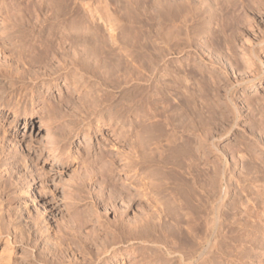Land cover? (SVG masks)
<instances>
[{"label": "rangeland", "instance_id": "374dc122", "mask_svg": "<svg viewBox=\"0 0 264 264\" xmlns=\"http://www.w3.org/2000/svg\"><path fill=\"white\" fill-rule=\"evenodd\" d=\"M27 1H16L12 9L9 10L10 12H3V15L8 17L9 20L12 19L11 21H20L21 17H24ZM33 1L40 2L42 0ZM43 1L48 3L47 0ZM166 1H110L113 9L117 10L123 20L122 33L127 34L125 38L129 43L127 46L129 57L127 59L131 63L118 52H115L113 56L112 52L107 51V48L100 49L98 54L93 55L89 49L85 48L86 50L81 53L85 72L84 80L90 88L88 90L92 91V93L90 91V94L94 96V99L98 94L97 101L95 100L97 108L94 107V109L93 107L91 109L82 85L74 76L69 75L67 82L63 79L59 80L57 86L49 89L52 100L60 104L59 109L53 115L55 120H51L56 125L51 133L54 135L60 152L56 157L46 150L44 131L38 122L37 115L30 117L28 124L24 125V118H14L13 111L6 107H0V169H2L0 174L6 176L3 182V197L9 206L15 207L18 203L21 208H25L29 213L23 212L22 218L14 217L9 213L4 218L3 223L5 226L0 223V225H3L0 226V232L9 231L15 237L16 244L10 247L13 250L10 251V254L12 252L16 254V264H90L92 261L95 264H105L103 262L97 263L95 259L101 249L107 246L109 241L106 242L107 237L117 231L115 228H118L119 224L138 226L146 222L147 225H152L150 216H156L153 205L156 203L157 195H159L158 190L162 194L160 195L161 198L165 194L168 197L174 187L183 184L187 181L186 179H195L193 177H195L197 169H205L208 173L207 177L212 178L210 169L212 168L213 171L215 167L219 168L218 165L220 164V161L214 158L217 153L228 156L231 153L241 154L244 150L264 151V71L261 79L258 82H253L250 80L253 76L251 65L242 59L240 54L237 56L239 59H236L237 67L236 65H227L225 58L219 57L220 54L227 53V50L225 48L219 50L218 43L216 44L211 40L210 33L214 32L220 24L218 21L219 16L210 15L212 12L209 11L215 7L216 1ZM230 1H234L237 11L224 9V11L227 10L224 15V26L229 24V21H232L235 17L237 19L241 17L242 19L245 14L244 17L247 15L248 19L245 22V27H249L248 24H251V19L260 23V28L264 27V13L262 14L261 7L254 5L255 0ZM244 1L245 3H243ZM165 2L172 5L176 2H184L187 6H183L184 10L182 12L185 13H181L182 18L187 22L186 27L183 25L181 29V41L177 47H170V53H168V50L162 51V45L154 44L156 34L162 35L161 31L164 32L167 26L171 28L174 25L171 30L177 26L174 21H172L174 23L169 21L170 25L166 26L169 22H165V19L163 20L156 13L158 3L161 6L162 3L166 4ZM262 2L264 4V0ZM47 3L39 7L43 8L41 11L40 9L34 11L32 7L27 6L30 14L36 15L33 20H38L40 17L44 19L48 15V21H52L51 23L57 22L53 21L54 18L50 20L49 13L51 12L47 9ZM247 3L252 4L248 14L242 10ZM190 6L195 10L191 9ZM1 8L3 7L0 5V11ZM73 8L77 9V5L74 4ZM188 10L189 13H187ZM192 10L193 12H190ZM207 10L211 13L209 14ZM47 11L49 12L47 13ZM72 15L74 16L75 13L65 11L61 15L63 18L58 17V20L60 18L58 22L64 24L72 19L71 23L74 19L76 21L77 18H73ZM187 18L193 20L188 21ZM75 23L78 24L77 21ZM68 25L70 24L68 23ZM199 27L205 29V32L201 31ZM245 27L243 28L244 31L238 33V37L234 41V44L238 47L235 46L236 51L239 49L238 52L242 50L244 41H247L248 38L250 40L252 35L259 33L258 30H249L251 28L247 29ZM72 34L74 37H79L80 33L72 32ZM184 34H186L185 37ZM150 37L152 40L154 38V41H151ZM151 45L155 50L151 49ZM262 49L259 56L264 60V45ZM160 50L165 59L162 55L163 60L161 58L160 62H156L155 69L161 71L163 68L161 65L168 60L171 62L169 64L173 69L180 65L182 74L187 78V85L185 83L187 90L185 92L191 100L184 102L186 104H183V108L187 112L183 109L180 119L186 117L188 121L192 120L191 122L194 125L185 127L186 129L182 127L178 129L182 132L180 133L183 138L188 137L186 139L190 145L188 147L190 149L183 148L179 152H182L181 154L171 149L161 153L163 156L151 152L150 147L146 146L148 145L147 142L143 140L146 129L141 128L144 127L143 125H140V127L135 125L133 120L135 117L134 104H128L131 99L133 101L138 100L139 97L145 99L147 89L153 86L147 88L145 83L134 79L135 63L137 65L138 62L146 59L148 52L160 57ZM5 57H0V62L4 61ZM162 72H159L156 76H165L162 75ZM157 77L158 81L159 77ZM162 77H160L161 80L159 78V81L165 79V77ZM170 85L171 87L174 86L173 84ZM170 85L169 88L168 85L167 88H164L168 89L164 104L163 100L157 97V102H152L149 108L144 106L145 104L140 105L142 120L145 119L144 115L146 116L148 113L156 115L157 118L160 116L161 120H165L164 115L160 114L165 104V107H167L165 114L172 112L173 115H169L174 117L177 113L179 117L180 109L176 110V106L175 109H169L170 104L175 103L174 105H176L177 103L175 98L177 96L172 95ZM40 91L45 92L46 90L41 88ZM113 91H116L115 97L112 96ZM168 95L170 96L168 97ZM232 107L235 109V114L234 111L232 112ZM21 108V111L29 110L30 105ZM188 114L191 115L188 116ZM97 119L104 123L100 129L89 128L86 130L87 133L85 130H82L83 132L80 130L79 126H81L82 121L88 122V120L94 121ZM108 120H110L109 123ZM38 128L41 131L38 132ZM209 144L210 147L213 145L210 148L211 151L209 148L206 149ZM257 144L258 149L255 146ZM261 147L263 148L261 149ZM201 151L204 154L206 153L207 158L204 157L205 155ZM142 159L143 162L137 167L139 168L138 173L145 174L148 172L146 176L149 177L142 179L139 176L136 178L135 175L131 176L132 170L129 169L131 166L125 170L122 169L123 160H129V162L135 160L134 162H137ZM244 161L250 162L252 166L257 164V161H247V159ZM3 168L4 170L7 169V172ZM234 169V173L237 174L241 170V163L235 166ZM42 172L48 174L45 176L44 181L43 176H41ZM143 180L147 182L155 181L156 185L153 186L157 187L144 186L145 188H142L139 182L142 184ZM171 183L174 184V187L171 186ZM140 188L142 189L140 190ZM157 188L159 189L157 190ZM112 189L115 190V194L111 195L113 197L110 198L109 193L111 192L108 191ZM140 191H146L145 198L141 196L142 192ZM157 199L159 198L157 197ZM163 202L167 203L168 201ZM170 208L169 205V210L165 211L166 214L179 217L178 209L174 212ZM169 216L164 219L167 227H171L168 223ZM40 219H44L48 225L47 232L42 233L46 241L37 236L36 230ZM166 263L177 264L170 261L163 264Z\"/></svg>", "mask_w": 264, "mask_h": 264}, {"label": "bare ground", "instance_id": "6f19581e", "mask_svg": "<svg viewBox=\"0 0 264 264\" xmlns=\"http://www.w3.org/2000/svg\"><path fill=\"white\" fill-rule=\"evenodd\" d=\"M16 1L23 2L24 0H0V5L3 7L1 8L2 12L0 11V57L6 56L4 61L0 62V107H6L13 111L14 118H24V125L28 124V119L30 117L37 115L38 122L44 131V144H46V150L49 151L52 156L56 157L60 152L54 135L51 133L52 129L56 126L51 120L53 119L55 112L59 109L60 104L52 100V94L49 92V89H51V87L57 86L59 80L63 79L67 82L69 75L72 77L74 76L76 77V80H78V82L82 85L84 93L86 94L85 97L88 98V104H90L91 109L92 107L93 109L94 107L97 108L96 98L98 94H95L96 96L94 99V96H91L90 94L91 90H88L90 88H88L84 80L85 72L82 65L83 60L81 58V53L86 49H89L90 53L93 55L98 54L100 49L107 48V51L112 52L113 56L115 52H118L127 59V57H129L127 52V46L129 43L125 39L127 34L122 33V27L124 23L117 10L113 9L112 3L110 2L111 0H47L48 3L43 0L40 2L33 0L27 1L26 5L32 7L33 9H31L34 11L38 9H40V11L41 9L43 10V8L39 7L44 3H47L48 8L47 6L46 8L51 12L49 13V18H51L50 20H53L54 18L53 21H57L53 23H51L52 21H48V15L44 19L43 17H38L39 19L42 18L43 20H33V17L36 15L30 14L29 7L27 6H25L24 9V17H21L20 21L16 22L11 21L12 19L9 20L8 17L3 15V12H8L11 10ZM215 1V7L213 8L211 6L213 9L209 10L212 13L208 10L207 11L209 14L211 13L210 15L219 16L218 21L220 24L214 32L210 33L211 40L216 44L218 43L217 45L219 50H222V48L227 50V53L224 52L225 54L222 53L219 55V57L222 59L225 58L227 65H236L237 67L236 59H239L237 56L240 54L242 59L246 60L251 65L253 76L250 78V80L253 82H258L261 79L264 71V60L261 58V56H259V53H261V50H263L262 46L264 45V27L260 28V23L254 19H251V24H248L249 27H245V22L248 21L246 17L247 15L244 17L245 14L243 15L242 19L240 16V19L235 17L232 19V21H229V24L224 26V15L227 11H224V9L228 8V10L236 12L237 7L233 3L234 1L214 0V2ZM262 1L263 0H255L254 5L261 7V12L263 14L264 4ZM163 3L161 6L160 3H158L160 7L157 6L156 13L160 16V18L163 20L165 19V22L174 21L176 22L177 26L171 30L174 25L169 28L167 25H170V22L166 24L167 27L164 32L159 30L162 32V35L154 34V37L156 38L154 44L158 46L162 45V51H169L170 47L178 46L182 38V26L185 25L186 27L187 22L181 16V13H185L184 11L182 12V10H184L183 6L185 3L176 2L173 5L171 3ZM243 3H245V1ZM74 4L77 5V9L73 8ZM247 4H243L244 6L242 5V10L246 14H248L252 5ZM191 9L195 10L194 8ZM193 10L190 12H193ZM49 11H47V13ZM65 11L74 12L75 17L73 15L72 16L73 18H77L76 21L78 24L75 23V19V22H72L73 24L71 23L73 19L68 22L70 25H68L67 22V24H61L58 22L61 17L63 18L61 15ZM187 13H189V10ZM155 14L153 15L155 16ZM158 15L156 16L158 17ZM58 17H60L59 20ZM202 21H204V19H202ZM200 24H202V22H200ZM244 27L247 29L251 28L249 30H258L259 33L252 35L250 40H248V38L247 41H244L241 48L242 50L238 52L239 49L236 51L235 48L237 46L234 44V41L237 39L238 33L244 31ZM200 30L204 31L205 29L200 28ZM72 32H79V37L72 36ZM185 36L186 34H184V37ZM151 41H154V38L153 40L151 39ZM71 49L73 50L71 51ZM151 49L155 50L152 45ZM170 52L171 51L168 53ZM161 53L162 52L160 50L159 54L161 56L157 57L153 55L154 53L151 54L148 52L146 59L141 60L137 65L135 63L134 79L145 83L147 88L151 85L153 86L152 88L150 87L147 89L145 99L139 97L138 100L133 101L131 99L128 101L129 103L127 102L129 105H131V103L134 104L133 112L135 113V117L133 120L135 125L137 127L143 125L144 127L141 128H143V130L144 128L146 129V131H144L145 136L143 133V140L150 146L146 144L145 145L148 148L150 147L151 152L153 151L159 153V155H162L161 153L170 149L178 153L182 151L183 148L190 149L188 148L190 147L189 141L187 140L188 137H186L187 139L184 137V139L183 135L181 134L182 132L178 129H181L180 127L185 128L194 125V123L191 122L192 120L188 121L186 117H181L182 119H180V116H182V110L184 109L183 107L186 104H184V102H189V100H191L188 98V95L186 96L185 92L187 90L185 88V83L187 85V78L182 74L180 65L173 69L170 65L171 62L168 60L167 62H163L161 65V67H163L161 71L155 69V64H157L156 62H160V59L162 58L163 54ZM163 58L165 59L164 55ZM127 61L131 63L129 59H127ZM159 72H162V75H165L163 77L160 76L162 78L165 77L163 81H159L160 77L158 76V78L156 76ZM166 72L167 74H165ZM156 77L158 78V81ZM170 84H173L174 86L171 87ZM167 85L168 88L170 85V91L173 93L172 95L175 94L177 96H174L177 101L176 105H174L175 103L173 105L170 104L171 106L169 105L170 108H168L175 109L176 106V110L180 109L181 112H179V117L177 113L174 115V117L170 116L173 115L171 114L172 112L169 113L170 115L168 113L165 114L167 110L165 104L162 108V111L160 110V114L162 113L164 115L165 120H161L160 116L157 118V116L153 115L152 113H148L146 116L144 115L145 119L142 120V117H140V105L145 104L144 106L149 108V105H151L152 102H157L158 98H161L164 104L166 102L168 92V89L164 88ZM41 88H44L46 91L41 92ZM112 96H116V91L112 92ZM169 96L170 95H168V97ZM143 101L145 102L143 103ZM160 102L162 103V101ZM28 104L30 105V109L21 111V107L25 108ZM187 109L190 111L189 108ZM184 111L186 110L184 109ZM233 111L235 114L234 108L232 112ZM190 115L188 114V116ZM54 120L55 117L53 121ZM107 122L109 123L110 120ZM103 124L104 123L98 119L94 121L88 120V122L82 121L81 126L79 127L81 131L85 130L87 133L86 130L89 128L100 129ZM168 127L170 128L168 129L169 131L166 129ZM39 131H41V129L38 128V132ZM212 146L213 145H211V147ZM255 146L258 149V144ZM211 147L209 144L206 149L209 148L210 150ZM262 148L263 147H261V149ZM198 150L200 149L198 148ZM204 157L207 158V155ZM214 158L217 161H220V164L218 165L219 168L215 167L213 171L212 168L210 169L212 178L207 177L208 173H206L205 169L203 170L199 168L200 170L197 169V173L195 177H193L195 179H191L192 182L191 180L186 179L190 182L185 181L179 186L175 185L176 187H174V184L171 183V186L174 188L171 193L168 194V197H166L165 192L162 191L165 196L161 198L160 195L162 194H160L161 192H159V188H157L159 193L157 197L159 199L156 197V203L153 205L155 207L154 213L156 216H150L152 218V225H147L146 222L141 223L138 226L119 224V227L117 226L118 228H115L117 231L115 230V233L112 232L114 235L111 234V236L107 237L106 242L109 240L107 242V246H104L100 253L98 252L99 254L96 259L94 258L97 263L163 264L166 261H170L171 263L173 262L177 264H264V151L261 150V152H256L252 150H244V152H241V154L236 155L231 153L228 156L222 153H217L215 154ZM246 159L247 161H257V164L255 162L256 165L252 166L250 162L244 161ZM134 161L132 160V162H129V160H123L122 169L125 170L131 166V168H133L131 169L129 167V169L132 170L131 176L135 175V178L139 176L142 177V179L149 177L146 176V173L148 172L145 174L138 173L139 168L137 167L140 166V164L143 162V159L140 161L138 160L137 162ZM240 163L241 170L236 174L234 173V168L235 166L240 165ZM1 170L2 169H0V171ZM6 170L7 169L4 171ZM47 175V173L42 172L41 176H43V181ZM4 178H6V176L4 177L1 173L0 223L4 222V218H6V215L9 213H11V215L14 217H21L23 212H27L26 209L21 208L18 203L17 206H15L16 208L9 206L8 203H6V200L3 197ZM139 185H141L142 188H145L144 186L149 187L156 184L155 181L147 182L146 180H143L142 184L139 182ZM142 188H140V190ZM154 189L156 190V188ZM108 192H111L109 193L110 198L113 197H111V195L115 194V190L113 189L109 190ZM140 192H142L141 196L144 197L146 191ZM165 200L169 203H164L163 201ZM167 204L170 205V210L177 211L178 209L179 217L174 215L169 216L166 214L165 211H167L169 208V205ZM167 216H169L168 223L171 225V227H167L164 223V219ZM37 228V236L46 241L42 235V233L45 231L47 232L48 230L46 221L44 219H40L38 221ZM4 231L0 232V264H16V254L14 252L10 254V251L12 250L10 247L15 246L16 244L15 237L12 235L13 233L11 234L9 231ZM90 264H95V262L92 261Z\"/></svg>", "mask_w": 264, "mask_h": 264}]
</instances>
